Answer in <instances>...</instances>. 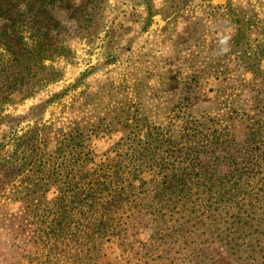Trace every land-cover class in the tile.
I'll return each instance as SVG.
<instances>
[{
  "label": "trees",
  "instance_id": "16d2710c",
  "mask_svg": "<svg viewBox=\"0 0 264 264\" xmlns=\"http://www.w3.org/2000/svg\"><path fill=\"white\" fill-rule=\"evenodd\" d=\"M103 2L0 0V211L20 202L31 232L15 235L5 259H19L27 240L45 258L99 264L108 244L144 234L125 264H264L262 71L240 90L219 86L207 106L200 73H188L172 112L117 121L121 133L100 154L94 140L113 122L45 119L70 86L17 111L61 80L68 37Z\"/></svg>",
  "mask_w": 264,
  "mask_h": 264
},
{
  "label": "rangeland",
  "instance_id": "374dc122",
  "mask_svg": "<svg viewBox=\"0 0 264 264\" xmlns=\"http://www.w3.org/2000/svg\"><path fill=\"white\" fill-rule=\"evenodd\" d=\"M58 15L63 18L66 11H58ZM93 16L89 27L71 32L68 53L56 60L63 71L61 80L17 104V111L26 112L70 86L46 110L45 119L71 117L96 125L113 122L110 136L94 140L99 154L121 133V123L128 117L161 121L172 112L182 92V80L192 71L201 75L205 95L200 96V103L206 106L219 86L240 90L253 79V70L264 73V0H105ZM225 29L234 33L231 51L215 57L216 32ZM88 70L92 72L73 87ZM218 71L225 74L218 75ZM21 205L12 203L0 211V264L86 262L69 258L65 252L45 258L35 247L28 249L27 240L19 241V259H5L15 235L24 240L31 233L23 229L27 214ZM143 236L135 237L127 248L116 240L108 244L107 255L99 264H125L139 250Z\"/></svg>",
  "mask_w": 264,
  "mask_h": 264
},
{
  "label": "clouds",
  "instance_id": "9594fccd",
  "mask_svg": "<svg viewBox=\"0 0 264 264\" xmlns=\"http://www.w3.org/2000/svg\"><path fill=\"white\" fill-rule=\"evenodd\" d=\"M234 33L230 30H217L216 32V44L217 47L213 52L215 57H222L230 53L231 41Z\"/></svg>",
  "mask_w": 264,
  "mask_h": 264
}]
</instances>
